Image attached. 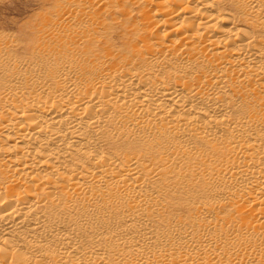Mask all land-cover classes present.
<instances>
[{"label":"bare ground","instance_id":"1","mask_svg":"<svg viewBox=\"0 0 264 264\" xmlns=\"http://www.w3.org/2000/svg\"><path fill=\"white\" fill-rule=\"evenodd\" d=\"M42 1L0 26V264H264V0Z\"/></svg>","mask_w":264,"mask_h":264},{"label":"rangeland","instance_id":"2","mask_svg":"<svg viewBox=\"0 0 264 264\" xmlns=\"http://www.w3.org/2000/svg\"><path fill=\"white\" fill-rule=\"evenodd\" d=\"M146 1L140 0L135 3L128 0L117 10L113 9L106 14L105 21H108V26L114 27L116 34H122V30L129 23H135L139 29L146 24L144 17L150 12ZM44 3L42 0H0V26L11 29L20 25L28 18H32L34 16L32 14L44 6ZM114 16L118 19L112 18ZM115 20L118 21L113 23Z\"/></svg>","mask_w":264,"mask_h":264}]
</instances>
